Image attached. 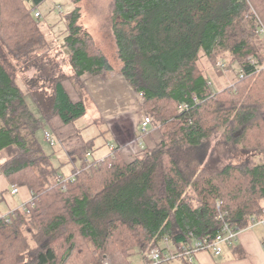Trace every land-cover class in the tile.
Masks as SVG:
<instances>
[{"label":"trees","instance_id":"obj_1","mask_svg":"<svg viewBox=\"0 0 264 264\" xmlns=\"http://www.w3.org/2000/svg\"><path fill=\"white\" fill-rule=\"evenodd\" d=\"M43 1L0 0V172L31 191L0 214V264H131L133 249L176 256L264 219V0H114L118 69L161 135L129 161L119 146L101 161L77 125L93 104L83 76L115 68L79 24L80 0L60 67L42 54ZM216 56L236 77L218 92L200 66ZM57 144L74 165L65 181Z\"/></svg>","mask_w":264,"mask_h":264},{"label":"crops","instance_id":"obj_2","mask_svg":"<svg viewBox=\"0 0 264 264\" xmlns=\"http://www.w3.org/2000/svg\"><path fill=\"white\" fill-rule=\"evenodd\" d=\"M83 81L92 105L107 126L104 134L111 135L115 141L108 145L106 153L96 151L99 157L109 155L111 147L119 146L121 157L129 161L134 154L144 148H152L160 141L161 135L154 122L148 125L146 131L142 129L144 117L139 102L142 96L131 87L118 68L96 76L85 75ZM14 186L0 172V214L6 215L24 207L31 199L27 186H19V191L13 193ZM130 254L134 264H142V253L133 249ZM162 264H264V222L241 229L237 238L231 244H225L219 254L199 250L188 260L176 257Z\"/></svg>","mask_w":264,"mask_h":264},{"label":"rangeland","instance_id":"obj_3","mask_svg":"<svg viewBox=\"0 0 264 264\" xmlns=\"http://www.w3.org/2000/svg\"><path fill=\"white\" fill-rule=\"evenodd\" d=\"M113 2L114 0H80L78 2V5L81 7L79 24L93 35L95 45L109 58L115 68H119L121 61L117 52L111 20ZM76 6L77 4L74 0H44L36 8L35 12H39L40 16L35 15V17L40 21V25L47 33L48 38L47 49L42 52L46 64L48 63L47 60H50L56 63L58 67L63 64L67 65L68 48L64 38L67 26L66 16L72 12ZM220 62L225 64L226 69H222L221 66H219ZM227 64L228 60L226 58H221V56L214 57L212 61L208 57H204L200 61V66L202 69H205L209 84L214 92L225 89L227 86L231 85L236 78L235 72L227 67ZM68 70L69 67L65 66L64 71ZM19 75L20 77L18 80L23 82L22 78L27 79L28 77H34L36 75V69L30 67ZM26 99L28 103H33L29 95H27ZM139 102L142 107L143 99H139ZM142 111V116H146L147 114L143 107ZM100 115L98 110L91 105L86 116L77 121V125L83 127V135L86 139L96 138L97 153L102 154L106 153L108 145L111 142L115 143V141L111 135L103 134L107 126L102 121ZM41 139L46 150H51L52 148L42 134ZM54 149L56 150L54 156L56 166L60 167L59 171L64 177H69L74 165L69 163L67 155L59 144H57ZM135 156L136 154L133 155V157Z\"/></svg>","mask_w":264,"mask_h":264},{"label":"built area","instance_id":"obj_4","mask_svg":"<svg viewBox=\"0 0 264 264\" xmlns=\"http://www.w3.org/2000/svg\"><path fill=\"white\" fill-rule=\"evenodd\" d=\"M35 15L40 16V13L35 12ZM260 30L261 32H264V26H261ZM219 66H221L222 69H226L225 64L222 62L219 63ZM151 122H152V118L145 116L141 123L142 129L146 131L148 128V125ZM46 137L51 144H54L55 140L49 133H46ZM111 150H114V147H111ZM86 157L87 158L91 157L90 153H87ZM100 160L101 161L104 160V157L100 158ZM67 179L68 178L65 177L62 180L65 181ZM18 191L19 189L14 186L12 192L17 193ZM258 222H264V219L260 221L254 220L252 224H255ZM240 231L241 229H234L229 224H225L223 229L213 240L209 239L208 237L202 240H198L194 243V245L185 247L183 250V253L178 254L176 256L171 255V254H166L165 256H162L159 249H153L143 256L142 264H161L164 261L170 260L174 257L181 256L182 254L191 258L193 254L199 250H211L214 253L219 254L221 253L222 248L225 244H231L237 238ZM105 263L108 264V262H105ZM131 264H134V263L132 262Z\"/></svg>","mask_w":264,"mask_h":264},{"label":"bare ground","instance_id":"obj_5","mask_svg":"<svg viewBox=\"0 0 264 264\" xmlns=\"http://www.w3.org/2000/svg\"><path fill=\"white\" fill-rule=\"evenodd\" d=\"M262 26V25H261Z\"/></svg>","mask_w":264,"mask_h":264}]
</instances>
